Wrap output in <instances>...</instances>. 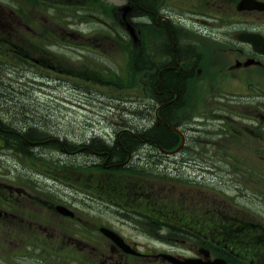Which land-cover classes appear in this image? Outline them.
Here are the masks:
<instances>
[{"label":"flooded vegetation","instance_id":"flooded-vegetation-1","mask_svg":"<svg viewBox=\"0 0 264 264\" xmlns=\"http://www.w3.org/2000/svg\"><path fill=\"white\" fill-rule=\"evenodd\" d=\"M151 1L148 7L144 0H126L122 5H132L127 12L113 7L110 18L101 19L109 31L123 29L127 36V25L135 27L137 38L127 39L135 53V88L156 95L150 136L137 135L129 149L116 156L111 150L95 151L98 145L90 135L37 125L23 115L18 122L14 114L31 106L21 104L19 95L43 93L46 84L55 87V98L61 97L55 101L68 107L81 102L77 94L91 93L95 64L77 55L88 48L86 40L74 32L71 39L60 32L50 41L38 39V21L30 23L26 16L47 5L58 11L71 8L77 0H2L0 98L7 95L9 104L0 101V160L8 161L9 173L6 182L0 181V264H264V230H253L254 219H263L254 211L231 214L234 200L205 187L203 160L224 155L246 159L252 171L264 160V139L256 147L253 126L236 129L246 132L245 150L221 151L228 142L215 139L222 133L219 118L225 119L224 131L232 133L228 116L217 112L230 106L223 96L233 100L264 94V54L255 49V42L242 38L243 33L264 37V9H239L241 0ZM21 30L28 39L21 36L18 44L15 36ZM97 67L108 69L103 86L110 97L112 89L121 88L123 74L109 63ZM28 123L38 128L30 130ZM211 128L219 134L208 133ZM161 130L171 135L159 136ZM207 135L210 140L203 138ZM97 165L106 171L135 172L130 175L138 178L136 189L120 193L125 200L103 193L104 202L125 215L103 219L94 214ZM189 168L201 177H194L193 185L213 193L208 198L210 194L199 191L197 214L183 198H189V187H182V200L170 194L176 186L173 172L192 185L186 179ZM261 171L264 174V167ZM248 178L264 182L251 171Z\"/></svg>","mask_w":264,"mask_h":264},{"label":"rangeland","instance_id":"rangeland-1","mask_svg":"<svg viewBox=\"0 0 264 264\" xmlns=\"http://www.w3.org/2000/svg\"><path fill=\"white\" fill-rule=\"evenodd\" d=\"M125 1L126 0H77V6L71 8L64 7L61 11L47 5L41 12L31 11L26 14L30 23L38 21L35 31L36 38L38 39L50 41V38H53L52 35H58L59 32L62 38L71 39L73 38L71 33L74 32L75 35L78 34L80 40H86L87 42L85 41L83 44H86L88 48L79 49L78 54H73H77L94 62L95 83L91 93L88 91L85 95L77 94V99H80L81 102H72V107L65 106L62 102H56L55 100L61 101V97L59 96L60 99L58 97L55 98V95L51 93L55 87L49 84H46L41 90L43 93H36V95L33 93L32 95H28L29 97H25L23 94L19 95L18 97L21 98V103L31 104V106L25 111H20V106H16V108L19 109L15 110L14 114H18V122L22 120L20 115H23L25 120L30 119L36 124L51 125L54 126L52 128L61 129V132L70 133V131L74 132L73 130H75L79 134L84 133L91 137L95 136L98 144L101 143V141H107L110 144L113 143L115 138H117V136H115L117 132L114 130L116 128L119 130L125 128V126L133 128V126H143L152 123L154 114L150 112V109L154 107L153 101L148 98L149 96H146V94L142 92H138L135 88L137 79V70L134 63L135 53L133 46H131V49L128 43L129 41L127 40L129 37L131 38V36L128 32L129 35L127 36L123 29H115V31L111 29L109 31L101 21V19L108 20L112 8L122 5ZM2 3V0H0V7ZM151 3L152 1L148 2L147 5L151 6ZM146 20H149V17H146ZM32 33L33 32H31V34ZM17 34L18 36H15V39L18 44L22 43L20 41L21 36L23 39H28V36L25 35L22 30L18 31ZM23 43L25 45L27 42ZM108 49L110 52H106ZM64 54L66 55L68 53L64 52ZM80 61H82V58ZM104 62L109 63L113 71H120V74H123L121 76V88L112 89L110 91V97L106 93L107 88L103 86V79H106L108 76V69L104 70L101 67L104 65ZM97 66L101 68L97 69ZM106 67H108V64ZM83 68L82 65L79 66L80 70ZM6 88L5 86V90ZM6 97L8 98L7 95L0 98V101L9 104ZM223 97L230 106H228L229 108L227 109L220 108L217 112L223 116H228L229 119L227 124L231 128L232 133L224 131L226 124L223 122L225 119L224 117L219 118L223 125L222 133L221 136L215 139L228 142L223 144V147L219 150H230L235 152L245 150L244 147L247 141L246 132H242V134L237 133L236 129L243 130V125L247 124L253 126L256 147L257 145H261V140L264 139V94L250 93L244 96H236L233 100L227 96ZM83 98L85 99L84 104H82ZM227 98L231 100H226ZM241 98L242 100L239 101ZM43 103L49 106H42ZM238 105H240V108ZM195 111L198 113L202 112L199 110ZM242 114L245 116H242ZM247 114L249 116H246ZM210 115L213 116L211 113ZM250 116H253L254 119L252 120ZM213 117H216L215 112ZM257 118H260V121H258ZM252 121L254 123H251ZM28 124L30 130L38 128L34 127L32 123ZM210 130L211 131L208 133L212 135L219 134V132H216L213 128ZM109 133H111V135ZM208 135L206 137L203 136V138L210 140L211 137ZM241 145L243 148H240ZM135 146H137V144H135ZM210 150L212 149L210 148ZM227 157L228 156L224 155V157L221 158L203 159L207 162L205 187L209 189V191L218 190L220 194L228 195L230 200H234L235 206H230L231 214L242 215L243 213L248 214V211H254L256 217L262 218L263 222H259L257 218H255L254 221L257 223H255L253 230H264V182L262 183L248 178L251 171L256 178L264 180V174H261V169L264 167L262 161L264 160H258V166L256 165L252 171V169L248 168L246 159L239 160ZM95 160H99V158L96 156ZM0 168L2 170H0V181L6 182L9 173L8 161L0 160ZM187 171L186 179L192 185L189 186L188 184L182 183V181L179 180L180 178L177 177V174L173 172L172 176L175 178L173 183H175L176 186L172 187L170 194L177 201L185 198L190 202L191 212L197 214L195 207L198 206L199 200L201 199L199 191H207L194 186L192 180L198 175L194 173L192 168H189ZM134 173V171H106L102 165L95 166L93 170L95 184V215H101L103 219H109L110 215H125L124 212L108 206V204L104 202L107 196L103 193L105 191V193L111 195L112 198L125 200V196L122 197L120 193L122 192L128 195L136 189L138 178L135 175H130ZM162 182H164V184L167 183L166 180H162ZM182 187H189V198H180L182 195ZM207 193L210 194L208 198H212L211 196H213V193ZM216 202H218V199ZM203 206L204 204L201 207ZM242 225L246 226L247 224L244 223Z\"/></svg>","mask_w":264,"mask_h":264},{"label":"bare ground","instance_id":"bare-ground-1","mask_svg":"<svg viewBox=\"0 0 264 264\" xmlns=\"http://www.w3.org/2000/svg\"><path fill=\"white\" fill-rule=\"evenodd\" d=\"M148 6V5H147ZM149 7V6H148ZM172 71V70H171ZM169 73V72H168ZM171 73V72H170ZM175 77V76H174ZM173 78V77H172ZM175 79V78H174ZM177 79V78H176ZM146 96H149L148 98L149 99H151V101H153V106H154V97H156V95H154V94H149V95H146ZM173 97V96H172ZM158 98V97H157ZM22 104V103H21ZM152 104V103H151ZM175 104V103H174ZM179 110V109H178ZM169 113V112H168ZM177 113V112H176ZM174 119V118H173ZM152 123H153V121H152ZM151 123V124H152ZM151 124H149V127H146V128H144L145 126H133V128H130V126L129 127H127V126H125V128H121V129H114L115 130V132H117V134L115 135V136H117L118 137V133L119 132H121V136H120V139H117V138H115V140H114V142L113 143H108L107 141L105 142V141H101V143H97V138H95V136H92V137H94L95 138V140L94 141H96V145L95 146H97L96 148H95V151H97V152H100L101 154H104L105 152L104 151H102V150H111L113 153H115V155H116V153H117V151H118V149H119V147L121 146V148L123 149V151H125V150H128L129 149V147L128 146H131L130 144L131 143H134L135 142V140L134 139H136L137 137V135H145V136H150V131H151V128H150V125ZM120 128V127H119ZM112 132H114V131H112ZM161 132H162V130H161ZM110 135H111V133H109ZM115 134V133H114ZM159 134V133H158ZM163 134V133H162ZM122 136H127V139L126 140H122L121 138H122ZM162 136V135H161ZM169 136V135H168ZM130 138H132L133 140H134V142H132L131 141V139ZM171 138V137H170ZM106 139V138H105ZM117 139V140H116ZM180 140V139H179ZM111 141V140H110ZM175 141V140H174ZM126 142V143H125ZM179 143V142H178ZM132 146H135V144L134 145H132ZM188 148H189V146H188ZM191 149V148H190ZM97 152H96V156L98 157V155H100V154H97ZM191 152V151H190ZM119 153H120V151H119ZM118 154V153H117ZM134 154V153H133ZM205 154V153H204ZM205 157V156H204ZM213 159V158H212ZM105 160V159H104ZM203 162V161H202ZM215 166V165H214ZM221 170V169H220Z\"/></svg>","mask_w":264,"mask_h":264},{"label":"water","instance_id":"water-1","mask_svg":"<svg viewBox=\"0 0 264 264\" xmlns=\"http://www.w3.org/2000/svg\"><path fill=\"white\" fill-rule=\"evenodd\" d=\"M247 0H243L239 7L243 8V7H258V8H264V4L262 3H254V4H244L247 3ZM242 38L244 39H248L250 41L255 42V48L257 51L264 53V37L260 36V35H243ZM3 143L0 142V146H2Z\"/></svg>","mask_w":264,"mask_h":264},{"label":"trees","instance_id":"trees-1","mask_svg":"<svg viewBox=\"0 0 264 264\" xmlns=\"http://www.w3.org/2000/svg\"><path fill=\"white\" fill-rule=\"evenodd\" d=\"M145 1L150 2L151 0H145ZM174 78H175V81H176V80H177V79H176L177 77L175 76ZM37 125H40V123H37ZM150 132H151V131H150ZM158 133H159V134H158L159 136H161V135H165V134H170V135H171V133H169L168 131H164V130H162V132L159 131ZM162 133H163V134H162ZM170 135H169V137H171ZM163 137H164V136H163ZM132 142H134V140H133ZM125 143H126V142H125ZM119 151H120V153H119ZM122 151H123V149H122L121 146H120L119 149H118V151H117L118 154L116 153V156L121 155V154L123 153Z\"/></svg>","mask_w":264,"mask_h":264}]
</instances>
